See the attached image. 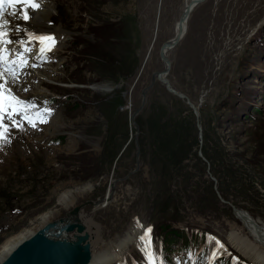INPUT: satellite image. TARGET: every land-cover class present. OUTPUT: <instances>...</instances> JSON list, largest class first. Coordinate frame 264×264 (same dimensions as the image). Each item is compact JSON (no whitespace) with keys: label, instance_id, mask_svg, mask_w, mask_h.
<instances>
[{"label":"rangeland","instance_id":"obj_1","mask_svg":"<svg viewBox=\"0 0 264 264\" xmlns=\"http://www.w3.org/2000/svg\"><path fill=\"white\" fill-rule=\"evenodd\" d=\"M47 1L64 31L42 61L29 59L37 66L23 70L13 92L34 102L30 114L51 111L36 128L26 120L25 131L12 128L11 143L0 147V245L60 193L92 183L75 203H83L86 225L97 223L92 233L98 225L105 241L118 242L135 218L144 231L181 228V237L149 234L158 264H218L208 249L200 256L182 245L193 233L201 246L227 243L230 225H241L234 207L264 225V0H203L190 10L168 51L167 77L198 115L160 81L134 113L188 0ZM112 180L114 200L95 208ZM138 249L131 246L120 264H149Z\"/></svg>","mask_w":264,"mask_h":264},{"label":"bare ground","instance_id":"obj_2","mask_svg":"<svg viewBox=\"0 0 264 264\" xmlns=\"http://www.w3.org/2000/svg\"><path fill=\"white\" fill-rule=\"evenodd\" d=\"M190 1L192 0H188V2ZM197 4L198 3H196V5ZM54 9H55L54 5L48 2L47 0H45L42 8L34 14L33 19L27 25H25L23 21H19L11 17L9 18L12 19V27H15V25L20 24L22 27H26L28 30L34 31L37 35H51L54 32L55 34L54 37H57V34L63 32L64 29L61 25L57 26L52 23L51 15ZM7 10L8 9L6 8V11ZM10 11L11 9H9L8 12ZM8 12H5L6 16ZM178 23L179 20L175 25L174 28L175 33L173 37L175 36V34L179 32ZM186 24H187V18L186 20L181 21L182 30H184V33L186 30ZM62 37L64 39L65 35H63ZM12 38H15L16 40L20 41L27 38V36L24 32H19V33H14ZM63 39H61L60 42H63ZM37 45L40 46L39 42ZM169 49L167 50L169 51ZM161 61L163 64L162 59ZM156 81L162 82L158 77H156L155 82ZM51 130L52 129L50 126H47L45 128V132L47 133H51ZM114 183L115 180H112L109 183L110 185L108 189L109 191L107 190L108 193L105 195L103 199L99 198L92 202L95 208L99 209L101 208L102 205L106 203H110L111 201L114 200V193H115ZM94 188L95 187H93L92 183L79 185V186L75 185L72 186L70 189L60 193L57 203L53 208L49 209L48 211L37 214L27 227L11 235L0 245V264L20 244H22L27 239L31 238L47 222L62 216L61 215L62 210H65L66 213V211H68L75 205L79 197L91 193L94 190ZM79 205L81 208L83 203ZM80 208L78 212L81 219ZM233 212L237 217V219L241 222V225H237L236 223H232L230 225V231L226 236V241L228 243L227 245L230 248L232 247V249H234L235 251L239 252V254H241L244 258L248 259L251 262V264H264V225L261 224L259 221L252 219L251 216H249L244 211L239 210L238 208L234 207ZM83 223L85 225L84 231H87L89 233L88 241L90 242V247L92 249L91 250L92 256L88 264H113L114 262L120 264L123 261H125L126 251H128L131 246L141 249L149 260L150 258L149 255L150 250L148 246L149 243L144 242V239H146L145 231L139 229L140 224L137 221V218H135L134 221L129 225L128 228L129 231L127 232L126 236L118 242H115L113 240L112 241L110 240L108 242L105 241L102 238V236L99 234V230H97L98 225L95 228L94 233H92V226L96 225L97 223L95 224L93 222H88L89 224L87 225L85 224V222ZM141 237H144V239H141ZM95 244H98V246H100V250L98 253L94 251Z\"/></svg>","mask_w":264,"mask_h":264},{"label":"water","instance_id":"obj_3","mask_svg":"<svg viewBox=\"0 0 264 264\" xmlns=\"http://www.w3.org/2000/svg\"><path fill=\"white\" fill-rule=\"evenodd\" d=\"M202 1L192 0L186 3L179 16V32L174 37L167 38L161 42L159 56L163 60L164 67L152 72L149 83L141 89V104L134 113L144 103L148 89L158 77L170 92L184 98L195 115H198V109L190 97L183 91L176 89L171 84L166 73L171 65L167 49L173 47L184 34L181 21L186 20L194 5ZM134 125L137 127L136 122ZM198 127L199 135L201 136L199 123ZM198 152L201 154L200 149H198ZM201 156L206 161L207 169L209 170V161L203 154ZM211 178L215 180L213 175H211ZM79 208L80 205H75L66 211L65 215L47 222L31 238L20 244L1 264H88L92 256L90 242L88 241L89 233L84 231L85 225L80 219Z\"/></svg>","mask_w":264,"mask_h":264},{"label":"snow or ice","instance_id":"obj_4","mask_svg":"<svg viewBox=\"0 0 264 264\" xmlns=\"http://www.w3.org/2000/svg\"><path fill=\"white\" fill-rule=\"evenodd\" d=\"M44 2L45 0H0V147L11 143L12 128L25 131V120L30 127L36 128V121L45 123L44 117L51 111L45 108L42 111L38 110L35 114H30L27 109L35 107L34 102L22 99L13 92V88L20 85V76L25 74L23 70L27 67L37 66L35 63L30 64L29 57L25 55L32 51L31 47L27 45L32 41L39 42L40 47L36 58L42 61L46 53L51 51L55 45L56 38L52 35H37L20 24L12 27V19L9 17L23 21L27 25L33 19L34 14L42 8ZM6 5L11 9L7 16L5 15ZM19 32H24L27 40L19 41L20 49H9L7 45L13 43V34ZM27 90V88L23 89L25 92ZM17 116H19V121ZM151 231L150 227L146 228L145 236L149 235ZM219 248L223 249V245H219ZM212 256L214 258L216 253H213Z\"/></svg>","mask_w":264,"mask_h":264},{"label":"trees","instance_id":"obj_5","mask_svg":"<svg viewBox=\"0 0 264 264\" xmlns=\"http://www.w3.org/2000/svg\"><path fill=\"white\" fill-rule=\"evenodd\" d=\"M170 136H166V138H164L163 140V146H167L168 147V152H172V147L174 146V144L172 146H170V144L173 142L172 137Z\"/></svg>","mask_w":264,"mask_h":264}]
</instances>
